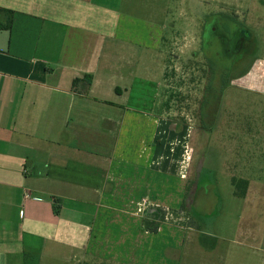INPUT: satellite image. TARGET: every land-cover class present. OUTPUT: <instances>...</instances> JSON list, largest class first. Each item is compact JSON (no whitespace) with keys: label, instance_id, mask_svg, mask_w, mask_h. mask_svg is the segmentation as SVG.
I'll return each mask as SVG.
<instances>
[{"label":"crops","instance_id":"obj_1","mask_svg":"<svg viewBox=\"0 0 264 264\" xmlns=\"http://www.w3.org/2000/svg\"><path fill=\"white\" fill-rule=\"evenodd\" d=\"M182 2L0 0V264H264L202 244L191 259L185 224L142 230L141 200H191L195 136L162 111Z\"/></svg>","mask_w":264,"mask_h":264},{"label":"rangeland","instance_id":"obj_2","mask_svg":"<svg viewBox=\"0 0 264 264\" xmlns=\"http://www.w3.org/2000/svg\"><path fill=\"white\" fill-rule=\"evenodd\" d=\"M181 9L169 12L161 48L162 111L195 140L188 210L168 223L189 227L191 259L202 244L264 260V0H183ZM240 179L251 185L245 200L232 194V180L243 191ZM197 182L207 191L202 204Z\"/></svg>","mask_w":264,"mask_h":264},{"label":"trees","instance_id":"obj_3","mask_svg":"<svg viewBox=\"0 0 264 264\" xmlns=\"http://www.w3.org/2000/svg\"><path fill=\"white\" fill-rule=\"evenodd\" d=\"M235 185V189L237 188L236 187V184ZM245 190V188H244ZM243 190V191H244ZM236 196H240L242 197L244 195V192L242 193L241 191H237L236 189V192L234 193ZM185 198V197H184ZM171 211V210H170ZM184 212L185 211V203L184 201L182 202L181 206H180V209H179V213L180 212ZM172 214L176 215L178 212H174V211H171ZM146 215H148L146 217ZM150 215L152 217H150ZM163 211L161 209H156L155 211H153L152 213H146L145 214V217L146 218H142V230L145 231V232H149V233H156L160 224L164 222L163 220Z\"/></svg>","mask_w":264,"mask_h":264},{"label":"built area","instance_id":"obj_4","mask_svg":"<svg viewBox=\"0 0 264 264\" xmlns=\"http://www.w3.org/2000/svg\"><path fill=\"white\" fill-rule=\"evenodd\" d=\"M156 209H160V208H156V206H150L145 200H141L137 206V212L142 215H145L146 213L148 214L152 213ZM161 210L164 213L163 215L164 222H171L178 224V222L181 220V218L178 215L172 214L170 210L163 208Z\"/></svg>","mask_w":264,"mask_h":264},{"label":"flooded vegetation","instance_id":"obj_5","mask_svg":"<svg viewBox=\"0 0 264 264\" xmlns=\"http://www.w3.org/2000/svg\"><path fill=\"white\" fill-rule=\"evenodd\" d=\"M233 26L236 27L235 28L236 31L238 30L237 33H235L234 40H235L237 46H239L243 42V41H241L243 39L242 38V31L239 29V26H237L236 24H234Z\"/></svg>","mask_w":264,"mask_h":264}]
</instances>
